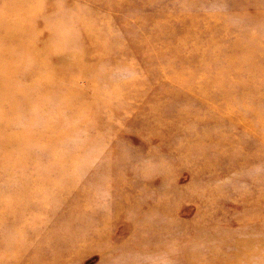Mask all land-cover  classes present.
<instances>
[{"label":"rangeland","instance_id":"374dc122","mask_svg":"<svg viewBox=\"0 0 264 264\" xmlns=\"http://www.w3.org/2000/svg\"><path fill=\"white\" fill-rule=\"evenodd\" d=\"M0 264H264V0H0Z\"/></svg>","mask_w":264,"mask_h":264},{"label":"bare ground","instance_id":"6f19581e","mask_svg":"<svg viewBox=\"0 0 264 264\" xmlns=\"http://www.w3.org/2000/svg\"><path fill=\"white\" fill-rule=\"evenodd\" d=\"M52 93H53V92H52ZM57 96H58V95H56V97H57ZM18 101H21V99L18 98ZM23 101H24V100H23ZM25 101L27 102L28 100L26 99ZM28 103H29V101H28ZM29 105H30V103H29ZM29 105H28V106H29ZM26 106H27V105H26ZM46 106H47V105H46ZM13 107H15V109L18 108V107L16 106V101H15V106H13ZM16 107H17V108H16ZM44 108H45V107H44ZM13 109H14V108H13ZM18 109H19V108H18ZM27 109H28V108H26V111H25V112L28 111ZM41 109L44 110L43 108H41ZM20 110H21V109H20ZM20 110H19V111H20ZM13 111H14V110H13ZM15 111L17 112L18 110H15ZM45 111H46V110H45ZM16 112H15V114H16ZM42 112H43V111H42ZM42 112H41V113H42ZM18 113H19V112H18ZM37 115H38V114H36V117H38ZM55 115H56V114H55ZM2 119H3V118H2ZM35 119H36V118H35ZM1 121H3V120H1ZM21 124H22V123H21ZM22 128H23V127H22ZM20 130H21V129H20ZM35 132H36V131H35ZM29 136H31V135H29ZM35 137H36V136H35ZM11 138H12V137H11ZM27 138H28V137H27ZM32 138H33V137H32ZM13 139H14V138H13ZM28 139H29V141H30L31 138L29 137ZM14 140H16V139H14ZM14 140L12 141L13 144L11 143L12 145H16V142H17V141L15 142ZM27 141H28V140H27ZM48 141L50 142V140H48ZM20 142H22V141H20ZM22 143H23V142H22ZM27 144H28V143H27ZM17 146H19V143H18ZM19 147H20V146H19ZM19 147H16V148H19ZM22 151H23V150H22ZM22 151H21V152H22ZM33 157H34V156H33ZM39 158H40V157H39ZM42 158H43V157H42ZM42 172H43V171H42ZM8 206H9V205H8ZM16 206H17V205H16ZM14 211H15V209H14ZM14 211H12V212H14ZM194 257H195V256H194Z\"/></svg>","mask_w":264,"mask_h":264}]
</instances>
